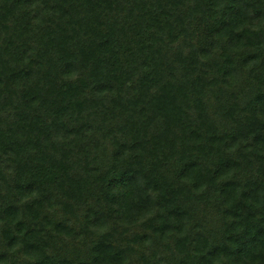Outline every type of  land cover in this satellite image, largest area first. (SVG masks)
<instances>
[{"label":"trees","instance_id":"1","mask_svg":"<svg viewBox=\"0 0 264 264\" xmlns=\"http://www.w3.org/2000/svg\"><path fill=\"white\" fill-rule=\"evenodd\" d=\"M0 264H264V0H0Z\"/></svg>","mask_w":264,"mask_h":264}]
</instances>
